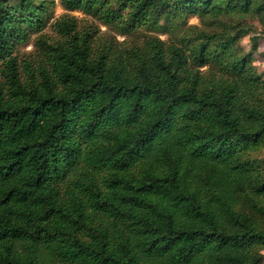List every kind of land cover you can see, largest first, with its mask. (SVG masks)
I'll return each instance as SVG.
<instances>
[{
    "label": "trees",
    "instance_id": "obj_1",
    "mask_svg": "<svg viewBox=\"0 0 264 264\" xmlns=\"http://www.w3.org/2000/svg\"><path fill=\"white\" fill-rule=\"evenodd\" d=\"M59 1L125 39L0 0V264H264V0Z\"/></svg>",
    "mask_w": 264,
    "mask_h": 264
},
{
    "label": "rangeland",
    "instance_id": "obj_2",
    "mask_svg": "<svg viewBox=\"0 0 264 264\" xmlns=\"http://www.w3.org/2000/svg\"><path fill=\"white\" fill-rule=\"evenodd\" d=\"M55 1V3L53 5H51L50 7V14H52V19L50 21L49 26L47 27V29L43 32L44 34H46L49 39L56 40L58 38V34L56 33V31L52 28L51 24H53L54 22H56L57 20H59L62 16H69L72 18H76L77 21L79 22V25L82 26H92L93 28H95L96 30H98L99 35H103V34H109V36H112L114 33L109 31L106 27L101 26L98 22L92 20L91 18H89L88 16H86L85 14H83L80 11H66L60 4L59 0H53ZM253 24H255V30L256 33L251 34L248 37H245L242 41H241V46L244 48V50L246 52H250L251 51V46H252V42H251V38L252 36H256V35H260L261 39L259 41V50L257 52L253 53V65L255 66V68L257 69L258 73L261 74L264 77V25L261 23H257L254 22ZM194 25H199V21L196 18H189L187 20V25L186 26H194ZM115 35V34H114ZM116 38H118V40L120 42L124 41V37L115 35ZM37 37L38 35H32L31 39L24 45H21L17 51H16V55L21 59V58H28L32 53L35 52L36 50V41H37ZM160 38L162 40H169V36L168 35H160ZM170 40H174L175 42H179L178 38H174ZM257 156L259 157V159L264 161V149L261 150L259 152V154H257Z\"/></svg>",
    "mask_w": 264,
    "mask_h": 264
}]
</instances>
